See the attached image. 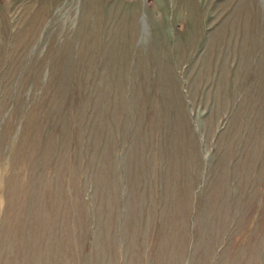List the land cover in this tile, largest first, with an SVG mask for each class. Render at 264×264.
<instances>
[{
    "label": "rangeland",
    "instance_id": "1",
    "mask_svg": "<svg viewBox=\"0 0 264 264\" xmlns=\"http://www.w3.org/2000/svg\"><path fill=\"white\" fill-rule=\"evenodd\" d=\"M0 264H264V0H0Z\"/></svg>",
    "mask_w": 264,
    "mask_h": 264
}]
</instances>
